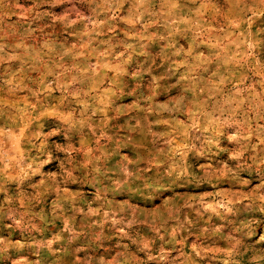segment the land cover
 I'll return each mask as SVG.
<instances>
[{
  "label": "rangeland",
  "instance_id": "rangeland-1",
  "mask_svg": "<svg viewBox=\"0 0 264 264\" xmlns=\"http://www.w3.org/2000/svg\"><path fill=\"white\" fill-rule=\"evenodd\" d=\"M0 264H264V0H0Z\"/></svg>",
  "mask_w": 264,
  "mask_h": 264
}]
</instances>
